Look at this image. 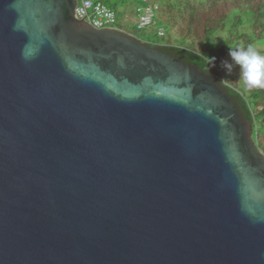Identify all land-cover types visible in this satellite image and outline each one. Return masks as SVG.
I'll return each mask as SVG.
<instances>
[{"label": "water", "instance_id": "95a60500", "mask_svg": "<svg viewBox=\"0 0 264 264\" xmlns=\"http://www.w3.org/2000/svg\"><path fill=\"white\" fill-rule=\"evenodd\" d=\"M0 0V264H264V155L211 77Z\"/></svg>", "mask_w": 264, "mask_h": 264}, {"label": "trees", "instance_id": "16d2710c", "mask_svg": "<svg viewBox=\"0 0 264 264\" xmlns=\"http://www.w3.org/2000/svg\"><path fill=\"white\" fill-rule=\"evenodd\" d=\"M234 7L236 12L244 10L249 16L250 23L245 24L235 12L230 14L231 23L227 27L224 19L229 13L219 12L215 6L209 7L205 13L189 16V24H192L195 18L201 20L200 48H197L188 37L191 31L188 25L179 39H172V35L166 34L165 31L163 36L155 32L158 42L135 38L125 28L119 25L116 27L123 30L122 33L131 39L167 53L188 65L196 66L200 72L211 77L215 85L230 98L246 127L255 135L260 149L263 146L260 136L264 134V126L261 124V120H264V88H253L248 90V93L246 91L244 93L236 86L235 78L225 67L224 60L229 57L230 49L246 48L249 45L255 47L264 40V0H243L240 5ZM161 11L162 8H159L157 16ZM211 58H215L214 66L209 62ZM225 81L228 83H224ZM259 125L263 127V131L257 127Z\"/></svg>", "mask_w": 264, "mask_h": 264}, {"label": "rangeland", "instance_id": "374dc122", "mask_svg": "<svg viewBox=\"0 0 264 264\" xmlns=\"http://www.w3.org/2000/svg\"><path fill=\"white\" fill-rule=\"evenodd\" d=\"M103 1L106 5L111 6L115 11L117 10L121 15H123L119 19L121 27L128 30V32H130L135 38L144 39L150 42H158L159 40L155 37V32L158 30V27L161 26L166 34L168 33V35H172V39H179L186 31V26L188 25L191 29L188 37L192 39L197 48H200V40L202 39L201 20L195 18L192 20V24H189V16L197 13H205L209 7L215 6L219 12L227 11L229 13L224 19V22L228 27L231 23V17H229L230 14L236 12L234 5H240L243 0H152V2H155L160 8H162V11L158 14L156 26L144 29H137L138 17L135 14L134 2L132 0ZM121 2H124L125 4L122 5ZM236 13H238V15L243 19L245 24L250 23L249 16L244 10H240ZM254 48L261 55H264V40L256 44ZM224 62L231 63L230 57H226ZM229 71L235 78L234 81L236 86L244 93L245 91L248 93V90L240 82L239 67L233 65L232 69ZM261 124L264 126V120H261ZM257 127L263 131V127L261 125ZM260 141L263 144L260 149L264 152V134L260 136Z\"/></svg>", "mask_w": 264, "mask_h": 264}, {"label": "built area", "instance_id": "2783aa9c", "mask_svg": "<svg viewBox=\"0 0 264 264\" xmlns=\"http://www.w3.org/2000/svg\"><path fill=\"white\" fill-rule=\"evenodd\" d=\"M132 1L134 2L135 14L138 17L137 29L156 26L159 6L151 0ZM74 16L87 22L95 29H117L118 27L116 11L111 6L106 5L103 0H76ZM156 34L164 35L162 27H158ZM261 154L264 155V152L261 151Z\"/></svg>", "mask_w": 264, "mask_h": 264}, {"label": "clouds", "instance_id": "9594fccd", "mask_svg": "<svg viewBox=\"0 0 264 264\" xmlns=\"http://www.w3.org/2000/svg\"><path fill=\"white\" fill-rule=\"evenodd\" d=\"M231 63L225 62V67L231 70L233 65L240 69V82L247 90L264 88V55L253 46L237 47L228 52ZM214 66L215 58L209 61ZM228 83V82H224Z\"/></svg>", "mask_w": 264, "mask_h": 264}, {"label": "flooded vegetation", "instance_id": "af4514ba", "mask_svg": "<svg viewBox=\"0 0 264 264\" xmlns=\"http://www.w3.org/2000/svg\"><path fill=\"white\" fill-rule=\"evenodd\" d=\"M115 31H118V32H121L122 33V31L123 30H120V29H114ZM217 86V85H216ZM218 87V86H217ZM219 88V87H218ZM246 126V125H245ZM246 130H247V133H248V136H249V139L253 142V143H255L256 144V146H257V148L259 149V146L257 145V142H256V138H255V135H253L252 133H251V131H250V129H248L247 127H246Z\"/></svg>", "mask_w": 264, "mask_h": 264}, {"label": "crops", "instance_id": "0c3cea01", "mask_svg": "<svg viewBox=\"0 0 264 264\" xmlns=\"http://www.w3.org/2000/svg\"><path fill=\"white\" fill-rule=\"evenodd\" d=\"M151 1H152V0H151ZM154 3H155V2H154ZM121 4L124 5L125 3H124V2H121ZM159 8H160V7H159ZM116 13H117V22H118V25L121 26L120 23H119V19H120V17H122L123 15H121L117 10H116Z\"/></svg>", "mask_w": 264, "mask_h": 264}]
</instances>
